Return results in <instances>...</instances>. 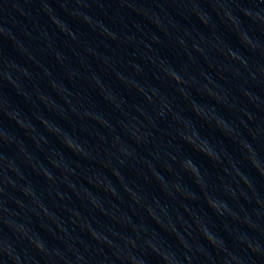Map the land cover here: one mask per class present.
<instances>
[{
	"label": "water",
	"instance_id": "95a60500",
	"mask_svg": "<svg viewBox=\"0 0 264 264\" xmlns=\"http://www.w3.org/2000/svg\"><path fill=\"white\" fill-rule=\"evenodd\" d=\"M208 0H0V264H55L129 158Z\"/></svg>",
	"mask_w": 264,
	"mask_h": 264
}]
</instances>
